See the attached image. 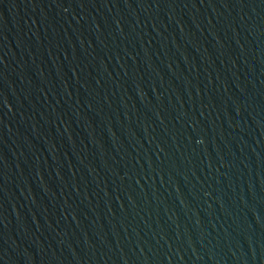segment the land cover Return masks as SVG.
I'll list each match as a JSON object with an SVG mask.
<instances>
[{
  "label": "water",
  "instance_id": "95a60500",
  "mask_svg": "<svg viewBox=\"0 0 264 264\" xmlns=\"http://www.w3.org/2000/svg\"><path fill=\"white\" fill-rule=\"evenodd\" d=\"M0 264H264V0H0Z\"/></svg>",
  "mask_w": 264,
  "mask_h": 264
}]
</instances>
